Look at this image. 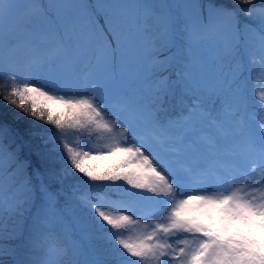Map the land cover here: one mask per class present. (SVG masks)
<instances>
[{
    "label": "snow or ice",
    "instance_id": "snow-or-ice-1",
    "mask_svg": "<svg viewBox=\"0 0 264 264\" xmlns=\"http://www.w3.org/2000/svg\"><path fill=\"white\" fill-rule=\"evenodd\" d=\"M0 264H264V0H0Z\"/></svg>",
    "mask_w": 264,
    "mask_h": 264
},
{
    "label": "trees",
    "instance_id": "trees-1",
    "mask_svg": "<svg viewBox=\"0 0 264 264\" xmlns=\"http://www.w3.org/2000/svg\"><path fill=\"white\" fill-rule=\"evenodd\" d=\"M26 126V125H22ZM40 127H43L42 125H40ZM99 189H97V193L98 194H102L105 199H108L110 201L117 199L116 193L114 191H112L111 189H103L102 191H98Z\"/></svg>",
    "mask_w": 264,
    "mask_h": 264
},
{
    "label": "rangeland",
    "instance_id": "rangeland-1",
    "mask_svg": "<svg viewBox=\"0 0 264 264\" xmlns=\"http://www.w3.org/2000/svg\"><path fill=\"white\" fill-rule=\"evenodd\" d=\"M98 191H102V190H98ZM98 194V193H97ZM106 201H108V202H110V200H108V199H105Z\"/></svg>",
    "mask_w": 264,
    "mask_h": 264
}]
</instances>
